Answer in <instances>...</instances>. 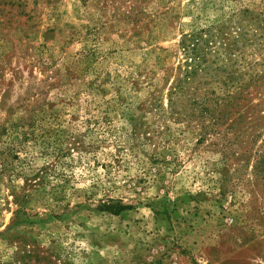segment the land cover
I'll list each match as a JSON object with an SVG mask.
<instances>
[{
  "label": "rangeland",
  "instance_id": "rangeland-1",
  "mask_svg": "<svg viewBox=\"0 0 264 264\" xmlns=\"http://www.w3.org/2000/svg\"><path fill=\"white\" fill-rule=\"evenodd\" d=\"M260 47L264 0H0V264H264Z\"/></svg>",
  "mask_w": 264,
  "mask_h": 264
},
{
  "label": "trees",
  "instance_id": "trees-1",
  "mask_svg": "<svg viewBox=\"0 0 264 264\" xmlns=\"http://www.w3.org/2000/svg\"><path fill=\"white\" fill-rule=\"evenodd\" d=\"M201 41V37H193L188 40L190 45L186 44L185 41H182V50L187 53V56L190 58V60L198 58L199 54H203V49H198L197 46L199 45V42ZM264 49V48H259ZM236 87H234L235 89ZM225 93V92H224ZM231 98V97H230ZM229 96L226 98H222L218 100V98H214L212 100V103L210 100L204 101L198 105V107L201 108L199 112V118H208L210 121L212 120V126L218 125L220 121L223 120V124L225 120L227 119V116L232 114V100L229 101ZM231 105V106H230ZM222 124V125H223ZM230 130V128H229ZM211 131L212 128H211ZM202 133H199V136H201ZM124 210V208H119L116 210L117 213Z\"/></svg>",
  "mask_w": 264,
  "mask_h": 264
}]
</instances>
